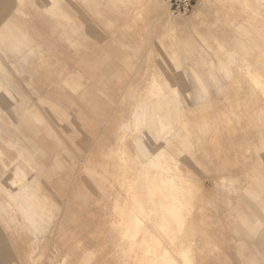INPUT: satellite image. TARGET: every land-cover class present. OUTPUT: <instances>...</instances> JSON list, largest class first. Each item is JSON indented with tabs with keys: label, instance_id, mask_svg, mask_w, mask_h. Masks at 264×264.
I'll use <instances>...</instances> for the list:
<instances>
[{
	"label": "rangeland",
	"instance_id": "rangeland-1",
	"mask_svg": "<svg viewBox=\"0 0 264 264\" xmlns=\"http://www.w3.org/2000/svg\"><path fill=\"white\" fill-rule=\"evenodd\" d=\"M132 1L0 0V264H264V0Z\"/></svg>",
	"mask_w": 264,
	"mask_h": 264
},
{
	"label": "bare ground",
	"instance_id": "bare-ground-1",
	"mask_svg": "<svg viewBox=\"0 0 264 264\" xmlns=\"http://www.w3.org/2000/svg\"><path fill=\"white\" fill-rule=\"evenodd\" d=\"M142 2V1H141ZM147 1H145L144 3H146ZM225 2H226V0H225ZM230 2V1H229ZM142 4H143V2H142ZM140 6H141V3H140ZM153 9V8H152ZM146 12V11H145ZM132 13V12H131ZM142 14V13H141ZM183 17V16H182ZM181 17V18H182ZM167 18V17H166ZM170 18V17H169ZM220 18V17H219ZM171 19V18H170ZM176 19V18H175ZM178 19V18H177ZM254 19V18H253ZM230 20V19H229ZM256 20V19H255ZM163 21H165V19L163 20ZM175 21V20H174ZM173 19H171V20H169V22H170V26H173ZM183 21V20H182ZM185 21V20H184ZM183 21V22H184ZM165 22H167V20L165 21ZM164 22V23H165ZM149 24V23H148ZM177 24V23H176ZM156 25V24H155ZM166 25H168V24H166ZM214 25V24H213ZM175 27V26H174ZM145 29V28H144ZM149 49V48H148ZM1 62V61H0ZM152 65V64H151ZM150 65V66H151ZM143 68V67H142ZM187 68V67H186ZM243 68V67H242ZM248 69V68H247ZM246 69V70H247ZM212 70V69H211ZM215 70V69H214ZM216 70H217V67H216ZM251 70V69H250ZM249 70V71H250ZM248 71V73H250ZM236 72V71H235ZM205 73V72H204ZM216 74H218V72L216 73ZM227 74V73H226ZM247 74V73H246ZM139 75V74H138ZM243 75V74H242ZM257 75V74H256ZM254 76V75H253ZM156 77V76H155ZM5 79V78H4ZM156 80H157V78H156ZM254 81V80H253ZM242 82H244V81H242ZM251 82H252V80H251ZM261 82V81H260ZM263 85H262V87H261V92L262 93H264V81H263V83H262ZM151 86V85H150ZM253 87H255L254 86V84H253ZM199 89V88H198ZM201 89V88H200ZM176 90V89H175ZM248 94V93H247ZM199 99V98H198ZM159 106V105H158ZM138 107V106H137ZM141 107V106H140ZM145 107V106H144ZM139 108V107H138ZM138 108H137V110H138ZM142 108V107H141ZM140 108V109H141ZM238 109V108H237ZM136 110V111H137ZM139 111V110H138ZM138 111H137V113H138ZM141 112H143L142 110L141 111H139V113H141ZM240 113V112H239ZM140 116H141V114H140ZM135 118V117H134ZM140 118H142L143 119V116H141ZM139 118V119H140ZM187 118V117H186ZM189 118V117H188ZM135 120H136V118H135ZM134 120V121H135ZM160 120H162V119H160ZM171 120V119H170ZM134 121L132 122V123H134ZM142 121V120H141ZM143 122V121H142ZM144 123V122H143ZM142 125V124H141ZM143 127V126H142ZM141 128V127H140ZM185 128V127H184ZM194 128V127H193ZM138 130V129H137ZM140 130V129H139ZM138 130V131H139ZM183 130V129H182ZM198 132V131H197ZM138 133V132H137ZM205 133V132H204ZM211 133V132H210ZM209 133V134H210ZM173 134V133H172ZM159 135V134H158ZM168 136V135H167ZM166 136V137H167ZM262 136V135H261ZM159 137H160V135H159ZM166 137H164L163 139L166 141V139H168V137L166 138ZM174 137V136H173ZM172 137V138H173ZM170 138V137H169ZM160 140V139H159ZM164 140H162L161 139V141H164ZM216 140V139H215ZM251 141V140H250ZM258 141V140H257ZM264 141V140H263ZM138 142V141H137ZM160 142V141H159ZM190 142H192V140L190 141ZM167 143V142H166ZM166 143H164L165 145H166ZM194 143V142H193ZM161 144V143H160ZM215 144V143H214ZM164 146V145H163ZM158 147V146H157ZM165 148V147H164ZM162 146H160L155 152H153L152 154L155 156V155H157V154H161L162 152H163V149H164ZM156 149V148H155ZM218 150V149H217ZM138 151V150H137ZM165 151V150H164ZM126 152V151H125ZM122 153H124V152H122ZM130 155V154H129ZM142 155V154H141ZM144 155V154H143ZM146 155V154H145ZM124 156V155H123ZM152 156V155H151ZM126 157V156H125ZM128 157V156H127ZM132 157H133V155H132ZM144 157V156H143ZM146 158V157H145ZM144 158V159H145ZM147 158H148V156H147ZM146 158V160H148ZM130 160H132V158H130ZM130 160L128 161V162H130ZM152 160V159H151ZM4 167H7V166H4ZM229 171V170H228ZM129 178V177H128ZM226 178V177H225ZM228 180V179H227ZM227 180H225V181H227ZM228 182V181H227ZM20 183V182H19ZM21 184V183H20ZM140 186H142V185H140ZM29 187H31L30 186V183L29 182H26V183H24V184H21V186L20 187H18L17 189L19 190V192L18 193H20L19 195H21V196H23V194L22 193H26L28 190H29ZM149 187V186H148ZM226 187V186H225ZM133 188V187H132ZM140 188V187H139ZM16 189V190H17ZM131 189V188H130ZM142 189V188H141ZM149 189V188H148ZM16 190H15V192H16ZM132 190V192H133V189H131ZM135 190V189H134ZM148 192V191H147ZM155 192V191H154ZM153 192V193H154ZM17 193V192H16ZM129 193L131 194V192L129 191ZM145 193V192H144ZM151 193H152V191H151ZM10 194H11V192H10ZM28 194V193H27ZM32 194V193H31ZM26 195V194H25ZM24 195V196H25ZM133 195V194H132ZM131 195V200L132 201H129L130 203H131V205L129 206V205H127L128 206V209L130 210L127 214H129L128 215V220L127 219H122V223L124 224V229H123V232H122V235L123 236H131V235H133V232H134V234L135 233H137L139 230H140V225H141V223H143V222H145L147 219H145V217L143 218L141 215H143L144 216V214H145V216H148L149 214H150V212H152V210L151 209H148V210H144L143 209V205H142V202H143V200L145 201V199H144V194L140 191V192H137L136 194H134L133 196ZM153 195V194H152ZM153 197V196H152ZM129 198V197H128ZM30 199V198H29ZM130 199V198H129ZM128 199V200H129ZM152 199V198H151ZM23 200H24V198L22 199V202H23ZM38 201V200H37ZM29 202V201H28ZM30 202H31V200H30ZM29 202V203H30ZM128 202V203H129ZM150 202V201H149ZM129 203V204H130ZM146 203V202H145ZM151 203V202H150ZM43 204V203H42ZM21 205V204H20ZM27 205V204H26ZM32 205V204H31ZM30 205V207H32ZM154 205V204H153ZM156 205V204H155ZM27 206H29V205H27ZM39 206V205H38ZM20 207V206H19ZM24 207V206H23ZM26 207V206H25ZM24 207V208H25ZM34 207V206H33ZM40 207V206H39ZM42 207V206H41ZM27 208V207H26ZM34 209V208H33ZM30 210H32V209H30ZM35 210V209H34ZM27 211H29V210H27ZM55 211V210H54ZM33 212V211H32ZM44 212V211H43ZM29 213H30V211H29ZM52 213V212H51ZM35 214V213H34ZM152 214V213H151ZM150 214V215H151ZM33 215V214H32ZM37 215V214H36ZM40 215V214H39ZM34 216V215H33ZM41 216V215H40ZM44 216V215H43ZM125 216H126V214H125ZM30 217H32V216H30ZM45 217V216H44ZM38 218V217H37ZM127 218V217H126ZM35 219V218H34ZM161 221H163V220H161ZM165 221V220H164ZM163 221V222H164ZM42 222V221H41ZM36 223V222H35ZM37 224H38V220H37ZM36 224V225H37ZM150 224H151V222H150ZM164 224V223H163ZM33 225V224H32ZM36 225H35V227H36ZM143 225V224H142ZM149 225V224H148ZM152 228V227H151ZM151 228H149V229H151ZM148 229V228H147ZM148 229V230H149ZM164 230V229H163ZM168 230V229H167ZM156 231V230H155ZM164 232V231H163ZM154 234H155V232H153ZM160 236V235H159ZM158 235L156 236V235H149V238H148V240L147 241H150L151 243H153V244H157L158 242H159V239H160V237H159ZM139 237V236H138ZM162 239V238H161ZM137 240V239H136ZM146 241V240H145ZM40 242V241H39ZM146 245V244H145ZM162 245V244H161ZM158 246V245H157ZM164 247V246H163ZM173 247V246H172ZM164 249V248H163ZM173 249V248H172ZM190 249H191V247H190ZM193 250H194V248H193ZM156 251V249L154 248V250H153V252H155ZM176 251V250H175ZM181 251V250H180ZM165 253V252H164ZM171 253V252H170ZM156 255V254H155ZM173 255V254H172ZM171 255V256H172ZM181 258V257H180ZM172 259H175V258H172ZM174 261H176V259L174 260ZM180 262V261H179ZM177 264H180V263H178V261H177Z\"/></svg>",
	"mask_w": 264,
	"mask_h": 264
},
{
	"label": "built area",
	"instance_id": "built-area-1",
	"mask_svg": "<svg viewBox=\"0 0 264 264\" xmlns=\"http://www.w3.org/2000/svg\"><path fill=\"white\" fill-rule=\"evenodd\" d=\"M174 14H186L194 9L199 0H162Z\"/></svg>",
	"mask_w": 264,
	"mask_h": 264
},
{
	"label": "crops",
	"instance_id": "crops-1",
	"mask_svg": "<svg viewBox=\"0 0 264 264\" xmlns=\"http://www.w3.org/2000/svg\"><path fill=\"white\" fill-rule=\"evenodd\" d=\"M137 1V2H136ZM138 0H135V2L134 1H132V5H131V9H130V11L133 13V12H136V11H138ZM129 11V12H130Z\"/></svg>",
	"mask_w": 264,
	"mask_h": 264
}]
</instances>
